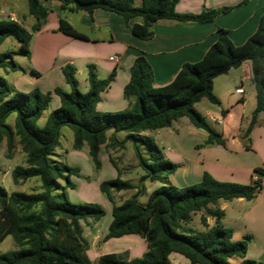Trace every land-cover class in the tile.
Returning <instances> with one entry per match:
<instances>
[{
	"label": "trees",
	"instance_id": "trees-1",
	"mask_svg": "<svg viewBox=\"0 0 264 264\" xmlns=\"http://www.w3.org/2000/svg\"><path fill=\"white\" fill-rule=\"evenodd\" d=\"M61 9L85 10L92 13L94 8L113 11L127 22L132 17H141L142 23L129 26L130 31L140 39L153 35L152 24L159 19L179 22H211L217 14L229 8L207 10L199 13H178L174 7L178 0H59ZM249 0H241L245 4ZM28 12L35 22L28 30L22 23L9 17L0 18V44L13 37L25 55H29V44L33 32L45 22L47 9L40 0H27ZM58 30L77 39L87 36L73 29L62 17ZM248 60L251 65V82L255 89V106L247 128L246 136L255 123L257 115L264 112V11L256 30L240 45H235L225 29L219 28L213 42L202 58L195 62H184L174 78L162 86L153 85V70L143 54L135 57L129 69V80L123 87L128 107L117 112H101L96 109L99 94L113 79L114 72L99 78L95 65H86L88 90L78 88L76 68L70 63L61 67L65 82L70 90L55 87L59 107L50 110L42 127L37 120L48 108L50 93L34 87L30 91L15 90L0 75V146L6 143L7 155L11 154L16 140L25 154V165H16L10 171L15 185L37 178L39 186L34 192L12 191L8 193L0 185V242L11 235L18 248L0 254V264H91L86 250L87 240L82 234L81 221L87 218L100 219L105 210L97 203H74L67 190L74 189L72 175H79V169L57 161L49 156L59 145V131L67 126L73 134L72 148L88 147V155L95 170L101 166L99 153L101 145L110 149H122L129 140L134 149L138 165L145 174L141 179L159 181L161 185L148 196L145 204L137 200L144 187H137L120 178V170L109 152V159L118 171L115 178L99 183L100 192L112 202V220L105 239L125 234H138L146 241V250L140 257L123 259L110 253L98 258L99 264H171L168 255L177 252L187 258L190 264H264L245 258L250 235L240 240L231 239L232 228L219 220L225 212L217 204L219 200L234 198L252 200L261 189L259 176L264 168L256 167L257 175L251 182L243 184L220 181L204 171L201 180L177 186L167 181L180 165L169 160L163 148L157 145L144 131L170 126L181 117H187L191 125L206 133L204 145L225 141L221 133L214 130L204 116L196 110L195 103L206 98L212 104H219L213 92V79L238 67ZM0 68L15 70L11 52H0ZM33 74H38L34 69ZM223 113L224 110H221ZM15 113L14 125L6 119ZM112 130L110 135L107 131ZM126 132L124 140H118L116 133ZM249 145H246L248 148ZM137 188L130 197L115 202V192ZM204 210L201 223L205 230L195 231L187 223L191 213ZM215 218L211 226L207 217Z\"/></svg>",
	"mask_w": 264,
	"mask_h": 264
},
{
	"label": "crops",
	"instance_id": "crops-1",
	"mask_svg": "<svg viewBox=\"0 0 264 264\" xmlns=\"http://www.w3.org/2000/svg\"><path fill=\"white\" fill-rule=\"evenodd\" d=\"M240 1L178 0L174 7L178 13H199L221 8L229 10L217 14L213 21L206 23L159 19L152 24V37L140 39L130 31L129 26L142 23L141 17H132L126 22L119 14L99 7L88 13L85 10L61 9L59 0H40L47 9V15L40 29L32 33L28 47L29 55L23 53L26 56L25 62L17 64L15 70L1 68L2 76L15 90L27 92L37 87L44 93H50L49 106L52 110L60 105L59 97L53 89L60 87L67 91L65 87L69 86L62 75L61 67L66 63L75 66L79 85L80 82H87L86 65L93 63L99 78H105L114 72L109 86L99 94L96 109L101 112L121 111L128 107L129 101L123 95V87L129 80L130 66L139 54L144 55L153 70V85L162 86L172 81L184 62H195L202 58L217 39L219 28L227 31L235 45L245 42L257 28L264 11V0H249L245 4H240ZM140 3L141 0H134L135 5ZM27 14L8 12L6 16L22 23L29 30L35 19L28 12V7ZM60 17L88 39H77L59 31ZM31 69L38 74L31 73ZM78 76L83 78L79 79ZM245 82H249L248 86H244ZM240 86L243 92L236 93L235 89ZM213 92L218 97L219 104L208 101L210 104L201 112L196 107V102L195 108L214 130L221 133L225 141L224 146L204 145L206 133L191 125L187 117V120L181 117L167 127L141 132L151 136L157 145L163 148L165 156L180 165L167 177V181L172 184L176 182L178 186H185L196 183L201 180L204 171L220 181L245 184L257 177L253 172L254 168H264V112L257 115L248 134L243 135L256 101L250 62L243 61L238 67L215 77ZM222 106L225 109L221 108ZM111 132L112 130H109L107 135ZM84 145L81 149L72 150L60 146V152L56 155L60 163L77 167L79 175L86 177L92 167L86 163ZM246 145L249 147L246 148ZM101 148L105 149V154L104 158L99 157L101 166L97 173L103 172V165L106 163L109 179L115 178L118 171L109 159V152L113 150L107 152L104 144ZM79 156H82L84 167L79 164ZM121 174L120 171L119 175ZM75 176L70 178L76 185ZM259 178L261 189L252 200H219L217 205L225 212L222 224L232 228L233 241L250 235L245 258L264 262V173ZM87 180L85 187L93 184L91 179ZM103 180L105 179L96 180L98 188ZM136 189L131 190L134 193ZM71 190L68 189L67 193L69 191L70 194ZM121 191L115 192V199L123 194ZM131 195L128 193L119 200L122 201ZM232 202L234 208H229ZM106 214L107 212L98 220L87 218L86 221H81L82 234L88 243L86 254L91 264H99L98 258L110 253L126 260L140 257L147 246L146 241L138 234L104 238L112 220V214L103 219ZM206 221L208 226H211L216 220L209 216ZM168 259L171 264H190L187 258L177 252H171Z\"/></svg>",
	"mask_w": 264,
	"mask_h": 264
},
{
	"label": "rangeland",
	"instance_id": "rangeland-1",
	"mask_svg": "<svg viewBox=\"0 0 264 264\" xmlns=\"http://www.w3.org/2000/svg\"><path fill=\"white\" fill-rule=\"evenodd\" d=\"M27 0H0V18H6V13L8 12H14L15 14L21 15L22 13L25 15L27 14ZM32 17V16H31ZM19 42L14 39L13 37H7L1 44H0V52H6L9 51L13 55V61L16 64H22L25 62L26 56L23 54V52L19 49ZM2 69L0 68V75H2ZM79 79H82V76H78ZM249 82H245L244 86H248ZM67 91L70 90L69 86L65 87ZM78 88L81 92H86L88 90V83L87 82H80L78 85ZM210 104L206 98H202L199 102L196 103V107L201 111L204 112L207 105ZM224 108L225 107H221ZM51 110V107L49 106L48 109H45L39 119L37 120V126L42 127L47 119V116ZM249 113L248 111L246 112ZM14 119H15V113H11L7 119V124L13 126L14 125ZM184 120H187L186 117H183ZM231 125V124H229ZM109 133V130L106 132ZM126 137V132L119 131L117 133V139L124 140ZM72 141H73V134L69 127L62 126L59 131V145L54 149L53 154L49 156V160L51 162L59 161L57 153L60 152V146H64L67 150H72ZM107 150V149H106ZM113 152H111L112 157L115 159V162L117 164V167L122 172L120 175L121 179L128 180L133 185L137 187H144V191L141 194L137 195V199L141 204H145L148 198V195L158 186L161 185V182L159 181H150L149 179H141V176L145 174L144 170L138 165L137 158L134 153L133 145L129 140L125 141V146L122 149H117L115 152L114 149H112ZM83 151L86 156V163H88L92 167V171L89 174H86L88 176L84 177L81 175L75 176L76 185L75 188L69 191L67 194L70 201L74 203H85V202H93L101 205L103 209L105 210V213L107 212L106 216H104L103 219H106L107 217L111 216V206L112 202H110L99 190L98 185L96 186L95 182L96 180L99 181V178L101 179H109L108 171L106 168V163L103 165L104 170L103 172L97 173L98 170H95V168L92 165V162L90 161L89 155H88V147L85 144ZM105 149L101 148L99 157L104 158ZM108 152V150H107ZM61 159V158H60ZM79 164L84 167V162L82 159V156L78 157ZM64 164V163H63ZM16 165H25V154L23 153L20 144L16 140L15 147L12 151V153L7 155L6 150V143L3 141L0 146V185H2L8 193L12 191H23V192H34L37 190L39 186V181L37 178H32L30 180H27L20 185H15L12 182L11 179V169L15 167ZM95 170V171H94ZM86 178V179H85ZM87 179H91V182L93 184H90V186H84L85 181H88ZM97 181V182H98ZM173 184H176L174 182ZM246 184V183H245ZM178 186V185H177ZM123 194L119 197L117 196L115 199L116 203H120L121 201L119 198H122L123 196H127L134 194L131 189L123 190L121 191ZM128 192V193H127ZM229 203V202H227ZM233 202L230 204L229 208L233 207ZM201 214H204V210L194 211L191 213V217L189 222L187 223V226L192 228L195 231H201L205 230L206 227L201 223L200 216ZM230 214V210L228 211V216ZM227 216V217H228ZM224 221V218L222 217L219 222L222 224ZM215 222V221H213ZM18 248V245L15 243L13 237L11 235H6L4 239L0 242V254L6 253L8 251L14 250Z\"/></svg>",
	"mask_w": 264,
	"mask_h": 264
},
{
	"label": "built area",
	"instance_id": "built-area-1",
	"mask_svg": "<svg viewBox=\"0 0 264 264\" xmlns=\"http://www.w3.org/2000/svg\"><path fill=\"white\" fill-rule=\"evenodd\" d=\"M235 92H236V93H242V92H243L242 87L240 86V87L236 88V89H235Z\"/></svg>",
	"mask_w": 264,
	"mask_h": 264
}]
</instances>
